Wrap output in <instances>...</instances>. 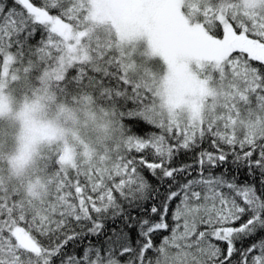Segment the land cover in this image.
Instances as JSON below:
<instances>
[{
	"label": "snow or ice",
	"instance_id": "1",
	"mask_svg": "<svg viewBox=\"0 0 264 264\" xmlns=\"http://www.w3.org/2000/svg\"><path fill=\"white\" fill-rule=\"evenodd\" d=\"M0 264H264V0H0Z\"/></svg>",
	"mask_w": 264,
	"mask_h": 264
}]
</instances>
